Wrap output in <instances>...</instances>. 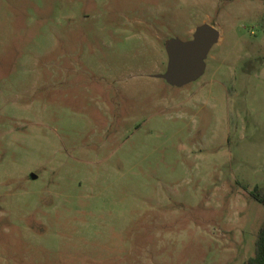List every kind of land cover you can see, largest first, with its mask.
<instances>
[{"label":"rangeland","instance_id":"rangeland-1","mask_svg":"<svg viewBox=\"0 0 264 264\" xmlns=\"http://www.w3.org/2000/svg\"><path fill=\"white\" fill-rule=\"evenodd\" d=\"M257 186L264 0H0V264H248Z\"/></svg>","mask_w":264,"mask_h":264},{"label":"water","instance_id":"water-1","mask_svg":"<svg viewBox=\"0 0 264 264\" xmlns=\"http://www.w3.org/2000/svg\"><path fill=\"white\" fill-rule=\"evenodd\" d=\"M219 31L211 24H202L187 41H176L168 46L171 74L162 75L173 84L192 80L203 72L204 59L212 44L218 39ZM35 178L36 175L32 174Z\"/></svg>","mask_w":264,"mask_h":264},{"label":"trees","instance_id":"trees-1","mask_svg":"<svg viewBox=\"0 0 264 264\" xmlns=\"http://www.w3.org/2000/svg\"><path fill=\"white\" fill-rule=\"evenodd\" d=\"M258 186L255 188L254 197L264 203V190L257 192ZM248 264H264V224L260 228L255 245V253L248 259Z\"/></svg>","mask_w":264,"mask_h":264}]
</instances>
